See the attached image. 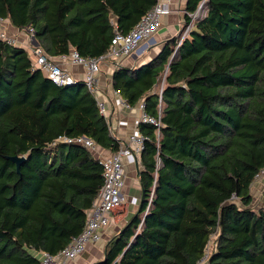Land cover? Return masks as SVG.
<instances>
[{
    "label": "trees",
    "instance_id": "1",
    "mask_svg": "<svg viewBox=\"0 0 264 264\" xmlns=\"http://www.w3.org/2000/svg\"><path fill=\"white\" fill-rule=\"evenodd\" d=\"M154 2L0 0V18L30 28L49 56L96 57ZM110 80L161 127L139 124L138 208L90 264H197L212 235L206 264H264V191L250 205L264 170V0H186L177 34ZM62 135L111 152L120 143L82 80L56 85L0 40V264H40L39 250L58 251L84 225L103 169L88 148L52 145ZM10 156L25 157L19 170Z\"/></svg>",
    "mask_w": 264,
    "mask_h": 264
},
{
    "label": "built area",
    "instance_id": "2",
    "mask_svg": "<svg viewBox=\"0 0 264 264\" xmlns=\"http://www.w3.org/2000/svg\"><path fill=\"white\" fill-rule=\"evenodd\" d=\"M173 2L174 0H155L152 8L144 13L127 33H122L116 29L107 51L96 57H83L74 49L68 54L55 57L49 56L41 47L33 44V32L30 28L26 30V43H23L15 36L9 34L5 26L8 21L2 18H0V40L5 41L7 44L23 47L31 60L32 66L39 69L56 85H67L76 81L73 75L62 66L63 62L82 66L84 68L82 81L86 89L95 96L99 112L105 116V103L98 97L100 64L106 60H113L117 63L121 58L130 56L141 44L151 39L161 28L163 17L173 12ZM196 14L197 12L191 14V18L194 19ZM190 26L191 23L186 27L184 34L189 30ZM115 94L117 93L115 92ZM117 96L119 97V103L123 107L132 108L118 94ZM133 107H136L139 113L134 120L133 131L129 134L127 141L120 142L117 151L106 155L98 153L96 156L102 165L103 181L86 211L82 229L76 235H72L69 241L56 252L51 253L46 250H39L40 264H69L70 261L82 253L87 243L99 240L114 223L116 210L125 202L123 193L125 183L124 159L128 156H133L136 160H140V153L146 139L140 133L138 126L140 123L152 124L156 128L157 135L161 127L159 117H152L145 112L143 101L138 102ZM59 142L79 144L90 150H95L97 147L93 140L85 135H62L56 138L52 145ZM149 202L150 197L147 206ZM210 249L211 241L207 243L205 253L197 261V264H206Z\"/></svg>",
    "mask_w": 264,
    "mask_h": 264
},
{
    "label": "crops",
    "instance_id": "3",
    "mask_svg": "<svg viewBox=\"0 0 264 264\" xmlns=\"http://www.w3.org/2000/svg\"><path fill=\"white\" fill-rule=\"evenodd\" d=\"M186 0H174L173 12L166 15L162 19V26L158 32L147 42L140 45L130 56L121 58L117 63L113 60H106L100 64V72L98 75V90L99 99L104 101L106 113L105 118L108 120L111 133L120 142H126L130 133L133 131L135 118L138 116L136 107L125 108L119 103V97L111 87V74L117 65L134 66L141 64L150 59L162 47L164 41L170 39L177 34L183 22L185 14ZM9 34L15 36L18 40L26 43V31L18 30L13 26L5 23ZM62 66L68 70L76 80H82L84 68L77 64L63 62ZM111 151L103 149L99 146L92 150L96 157L109 154ZM97 158V157H96ZM125 183L123 193L125 195L124 209L121 207L122 213H117L114 216V223L108 228L106 234L99 240L87 243L85 249L69 264H90L99 259L104 250L106 240L114 234L138 208L141 187L138 178V171L141 168L139 160L133 156H128L124 159ZM114 226V227H113Z\"/></svg>",
    "mask_w": 264,
    "mask_h": 264
},
{
    "label": "rangeland",
    "instance_id": "4",
    "mask_svg": "<svg viewBox=\"0 0 264 264\" xmlns=\"http://www.w3.org/2000/svg\"><path fill=\"white\" fill-rule=\"evenodd\" d=\"M250 190H251V194H252V202H251L250 205H251L252 208L256 209L261 204L262 199H263L264 170H262L257 176H255V179L253 180V182L251 184ZM121 207L124 209V203L116 211L121 209ZM120 212L122 213L121 210H119L117 213H120ZM210 241H211V244H213L214 235L211 236V240Z\"/></svg>",
    "mask_w": 264,
    "mask_h": 264
},
{
    "label": "water",
    "instance_id": "5",
    "mask_svg": "<svg viewBox=\"0 0 264 264\" xmlns=\"http://www.w3.org/2000/svg\"><path fill=\"white\" fill-rule=\"evenodd\" d=\"M33 44L34 45H37V43L35 42L34 40V37H33ZM12 162H14L16 164V168L17 170H19V166L20 164L25 160V157L24 156H10L8 157Z\"/></svg>",
    "mask_w": 264,
    "mask_h": 264
}]
</instances>
